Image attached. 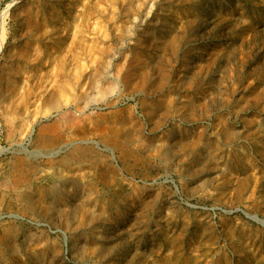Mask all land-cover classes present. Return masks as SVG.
<instances>
[{"label": "rangeland", "instance_id": "374dc122", "mask_svg": "<svg viewBox=\"0 0 264 264\" xmlns=\"http://www.w3.org/2000/svg\"><path fill=\"white\" fill-rule=\"evenodd\" d=\"M1 149L0 264H264V0H0Z\"/></svg>", "mask_w": 264, "mask_h": 264}, {"label": "bare ground", "instance_id": "6f19581e", "mask_svg": "<svg viewBox=\"0 0 264 264\" xmlns=\"http://www.w3.org/2000/svg\"><path fill=\"white\" fill-rule=\"evenodd\" d=\"M1 152H2V149L0 150V154H1ZM247 215L249 216V217H251L252 219H254V220H256L257 222H259V223H261V224H263L264 225V218L263 217H260L259 215H257V214H252V213H247ZM64 235H65V239L67 238H69V236L66 234V232H64ZM67 239H66V241H67ZM69 240V239H68Z\"/></svg>", "mask_w": 264, "mask_h": 264}]
</instances>
